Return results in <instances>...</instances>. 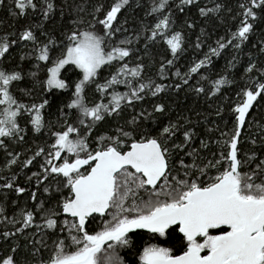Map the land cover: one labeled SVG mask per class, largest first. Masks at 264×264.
I'll return each instance as SVG.
<instances>
[{
  "label": "snow or ice",
  "instance_id": "1",
  "mask_svg": "<svg viewBox=\"0 0 264 264\" xmlns=\"http://www.w3.org/2000/svg\"><path fill=\"white\" fill-rule=\"evenodd\" d=\"M8 2L16 20L38 19L0 36V150L10 157L8 171L18 162L22 168L37 158L43 163L27 176L36 188L29 194L31 209L9 216L0 205L6 226L0 241L7 246L0 264H264V157L241 148L250 133L248 143L264 151V122L254 114L264 109V58L248 52L246 83L227 116L223 107L216 109L223 127L205 129L219 136L200 138L199 147L191 118L178 113L173 119L166 99L186 86L211 99L235 83L223 74L211 79L206 71L225 50L235 53L228 71L245 48L264 57V0H236L235 6L231 0H209L212 6L203 0ZM193 8L196 19L189 16ZM66 9L71 27L57 28ZM84 13L91 17L87 27ZM225 13L235 28L182 72L176 64L187 50L186 31L201 22L222 24ZM206 35L201 26L195 50L203 49ZM141 42L142 48L134 47ZM157 46L168 55L156 79L145 77L144 61L156 64ZM170 76L175 79L164 83ZM89 89L98 97L92 102ZM29 132L52 142L20 161L10 149L26 143ZM17 178L0 177L5 200L9 191L17 197L29 191ZM97 218L99 230L89 231Z\"/></svg>",
  "mask_w": 264,
  "mask_h": 264
},
{
  "label": "trees",
  "instance_id": "2",
  "mask_svg": "<svg viewBox=\"0 0 264 264\" xmlns=\"http://www.w3.org/2000/svg\"><path fill=\"white\" fill-rule=\"evenodd\" d=\"M77 3L85 2V0H76ZM89 3L95 2V0H87ZM102 2L107 4H110L114 2V0H102ZM203 2H209V0H203ZM57 3H62V0H57ZM231 4L235 6L236 0H231ZM7 7H0V36L5 35L6 33L18 31L22 28L23 25L26 23H35L38 17H32L31 19L24 18L20 20H16L14 17L10 15L7 8L12 7V5L6 0ZM209 6H212L209 2ZM88 11H91V7L88 8ZM85 17V25L84 27H87V21L91 20V17L87 15V13L83 14ZM124 14L122 13L121 16ZM225 22L219 23L218 21H212L211 24L204 25L203 22L198 24V26L193 30H187L186 31V37L188 40V43L186 44V52L184 53L183 57L177 61L176 67L180 68L182 72L187 70V67L192 59H198L202 58L203 53L208 50V46H215V41L220 36H225L227 29L231 26L233 29L235 28V24L227 18V14L225 13ZM191 19H196V9L193 8L192 12L189 14ZM57 21L59 22L60 18L57 16ZM151 19V18H149ZM183 19V18H182ZM61 23L67 29L68 27H71L70 24V18L68 15V10H65V18L63 22L57 23L56 27L59 28L61 26ZM203 26L207 30V35L205 37H202L204 47L202 50H195L192 45L196 41L197 36L200 33V27ZM49 29H51L52 25L47 26ZM39 35V33H37ZM59 33H57L58 35ZM124 35H127L125 33ZM42 40L44 37H40ZM123 35L118 34L117 40L122 39ZM143 42H141L140 45H134V47L142 48ZM27 51V49H25ZM251 51L253 59H262L264 57H260L259 54L255 49H248L245 48L243 53H240V61L236 65L235 69L228 71L226 70V64L227 62L232 58V56L235 54L232 50H225V53L222 54V56L219 59L214 58L212 67L207 71V74L210 76L211 79H217L219 78L220 74L227 75L230 80H234L235 83H233L231 86H225L222 89V92L220 95L212 97L209 99L206 95H196L194 92H192L190 89L187 88L186 90H182L179 94L175 93L174 91L170 92L169 95L166 97L169 104H171L172 108L175 110L173 113H171V116L173 119L176 118L177 114H181L183 116L190 117L193 121V125L195 126V130L198 132L199 136L196 139L195 147H199V139L204 138L205 136H212L216 137L219 136V132L215 133H207L206 128H214L216 124H220L221 127H223V124L221 123L222 118H218L215 115L216 109L218 107H223L225 109V115H228V107L231 104L232 101L236 99V92L239 88H241L245 83L246 80L242 79L243 77V69L247 64L248 60V52ZM19 52L14 50V56L15 59L12 60V64L14 65L18 60ZM153 55L156 60V64H151L146 59L144 62L146 63V71H145V77H152L154 79L157 78V66L160 61V59L168 55L163 51L162 46H157L153 49ZM137 62V57L134 55L131 58V63L134 65ZM26 68L28 67L27 63L24 65ZM203 71V70H202ZM105 75L107 73H104ZM43 76V74H42ZM198 77H193V79L190 81V84L194 85L196 82V79ZM174 77L170 76V80L163 81L164 83H170L171 80H174ZM158 82H160L158 80ZM206 90L209 89V85L207 81L203 82ZM123 91L124 89H120ZM39 91V90H38ZM88 100L89 102H92L93 100L97 99L98 97L96 94L89 89L87 92ZM38 99V97H37ZM30 98H23V102L28 103ZM150 100H146L144 102V107L148 108L149 111H151L150 107ZM137 111H139V106L137 107ZM197 113H200L198 116ZM254 114L256 116L257 122H264L262 120V117H264V109L262 110H254ZM204 117H207V120L204 119ZM52 120H55V117H51ZM165 122L167 118H164ZM200 121L201 123L197 124V122ZM22 126L23 122H22ZM231 127V124H229V128ZM252 132H255L256 129L253 128L251 130ZM250 133H245L244 136V143L241 145V148L243 151H255L259 157H264V151H261L259 148H253V146L248 143L247 136ZM52 141L49 139L47 135L44 136H34L31 132H29V135L26 137V143L21 144H14L12 145L11 149H14L16 152L20 153V161H23L27 158H30L33 154V152L37 149L38 146H43L47 148V145L50 144ZM214 147V145H213ZM10 159V157H7L3 150H0V177H11L13 174L17 175L16 184L18 186H23L29 191H26L25 194L21 197H17L13 192H8V198L5 200L4 198V192L8 190H0V205H6L7 206V213L12 215L15 212H18L20 208L27 207L29 209L32 208V202L29 198L30 191H35V183L29 182L27 180V176L31 175L34 171H39V166L41 163H43V158H37L33 165L29 168H22V165L18 162L16 166H13L12 171H8L5 168V164L7 160ZM258 162V161H257ZM252 167H255V163H253ZM4 181L0 179V184H2ZM38 198H43L42 194L38 193ZM16 201L15 207L12 206V202ZM19 226V225H17ZM101 226V218H97L96 221L92 222V225L89 229V231H98ZM5 225L0 224V231L5 230ZM8 229H11V226H7ZM31 231V230H30ZM144 240H148V235H144ZM21 243H23V240H21ZM7 248L5 244H3L2 241H0V251H4ZM123 254V253H122ZM177 254H179V250H177Z\"/></svg>",
  "mask_w": 264,
  "mask_h": 264
}]
</instances>
